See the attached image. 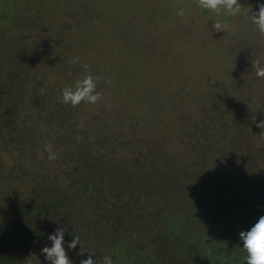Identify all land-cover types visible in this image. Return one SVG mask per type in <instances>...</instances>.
Instances as JSON below:
<instances>
[{
	"label": "rangeland",
	"instance_id": "rangeland-1",
	"mask_svg": "<svg viewBox=\"0 0 264 264\" xmlns=\"http://www.w3.org/2000/svg\"><path fill=\"white\" fill-rule=\"evenodd\" d=\"M240 3L250 14L264 0ZM216 19L226 20L227 32L212 29ZM74 57L81 62L70 64ZM257 59L264 63V37L250 19L217 17L194 0H0V247L11 241L17 252L0 264H49L41 249L59 227L73 264L89 255L98 264L104 256L114 264H183L182 249L192 247L199 264L202 246L169 228L168 211L189 201L191 187L197 209L180 210L181 225L215 222L211 208L226 192L225 218L236 210L244 222L211 237L241 242L240 232L255 224L243 205L264 215ZM84 64L101 77L103 99L65 105L62 89L82 78ZM46 143L57 160H48ZM150 180L158 182L151 197ZM59 200L68 201L52 215L32 210ZM125 208L130 219L118 220ZM77 221L80 233H67ZM74 235L82 247L71 250Z\"/></svg>",
	"mask_w": 264,
	"mask_h": 264
},
{
	"label": "clouds",
	"instance_id": "clouds-1",
	"mask_svg": "<svg viewBox=\"0 0 264 264\" xmlns=\"http://www.w3.org/2000/svg\"><path fill=\"white\" fill-rule=\"evenodd\" d=\"M194 4L197 9L213 12L217 17L250 19L258 34L264 37V3L258 4V10L250 14L244 10V6L240 3V0H194ZM177 14L183 17L185 11L180 9ZM211 27L215 32H227L229 24L224 19H216ZM80 62L79 57H74L69 61L73 65ZM253 67L255 75L258 78H264V63H261L257 59L253 62ZM83 68L85 74L75 82L74 87L69 86L62 89L63 104H70L72 107L79 106L81 102L96 105L103 99L102 94L97 91V85L101 81V77L93 75L89 69V65L84 64ZM104 82L109 85L111 84L110 79ZM82 125L83 121H81ZM257 127L264 129V121L259 122ZM260 135L264 137V131ZM80 139L81 137H77V140ZM261 146V143H257L258 148ZM45 150L48 153L49 161H55L59 158L51 143L45 144ZM65 232V228H57L48 237L51 246L46 245L41 249V253L49 264H73L65 249ZM239 235L243 242V251L246 252V256L244 257L245 264H264V215L258 218L250 230L241 231ZM77 245L82 247L80 237L74 235V238L68 242L67 248L75 250ZM80 264H98V261L94 260L92 255H89L88 258L82 259ZM101 264H114V262L111 256H104Z\"/></svg>",
	"mask_w": 264,
	"mask_h": 264
},
{
	"label": "trees",
	"instance_id": "trees-1",
	"mask_svg": "<svg viewBox=\"0 0 264 264\" xmlns=\"http://www.w3.org/2000/svg\"><path fill=\"white\" fill-rule=\"evenodd\" d=\"M59 105H61V104L54 101V107H57ZM40 109L45 110V108H43V107H41ZM60 114H61V116L64 115L63 112H60ZM46 117H47L48 121H52L55 119V114L50 111L46 115ZM50 141H52V140H50ZM137 175L138 174H135V173L132 174V181H133L134 177ZM116 180L119 183H120V181L121 182L126 181V180H124L122 174L120 176H118L116 178ZM148 183H150V184L146 183V186L148 188L147 194H148V196L151 197V196H153V193H155L158 182H157V180H150ZM214 187L217 190H219V187L222 188V186L218 183H215ZM191 191L196 192L197 190L195 187H191ZM190 192H189V201L187 199H184L183 205H181L180 207L172 205L171 212L168 211L169 212L168 217L170 219L169 228L173 230L174 234H175V232H177V233L179 232L180 234H184L183 239H184V241L187 242V244H192L194 242H197L202 246V253H203L204 259L199 264H245L244 257L246 256V252L243 251V242L242 241L241 242L237 241L236 237H221L220 240H219V238L211 237L213 234L216 233V231L218 232L220 230V232L222 233V231L224 230L225 227H228V226L233 227V225H236L238 222L240 224H242L244 222V220H239L240 212L236 211V210L233 211V213L230 216L231 218L229 220H227L225 218L227 216H225V213L222 211H226V205H224V202L227 201L226 192H224L223 194L221 192L218 193L217 196H220V197H217L218 201L216 202V206L211 208V210L214 211L216 213V216H217V219L215 220V222H212L210 220H206L204 222L198 223V227H193L192 225L190 227H188L185 225L182 226L181 223L177 220L178 218H176V216H179V214H185L183 212H180V210L187 213L189 211V208H194L195 210L197 209V207L192 202L194 199V196ZM210 195L211 196L210 197L208 196L207 200H209V202H213L215 199V196H212V194H210ZM145 199H146V197H145ZM67 201L59 200L58 203H55V202L50 203L48 201L42 202V203L38 202L34 205V207H32V210L35 209L34 211H36L37 215H39V216L40 215L43 216L45 213H46V215H52L53 212L56 213V211L60 208V206L66 205ZM243 206L245 209H247V212L251 211L253 213L252 219L254 220V222H256L260 216H262V214H259L258 212L254 211V210L248 209L245 206V204ZM181 207H182V209H181ZM118 210H120V209H118ZM127 210H128L127 208L120 210L119 213L117 214V219L123 220V221H127V219H130L128 217L129 214H128ZM122 212H125L126 215L122 216ZM203 213L204 212L202 211L201 214H203ZM187 218L196 219V216L188 215ZM78 223H80L82 226V223L79 221H77L75 223L70 222L67 226V228H68L67 233H69V234H72L73 232L80 233V227L78 226ZM193 223H194V225L196 224L194 221H193ZM148 224L149 223H147L145 226L146 229H147ZM209 233H210V235H209ZM26 235L27 234L24 232V230L20 231V233H19V236L21 237L20 240H23V238L26 237ZM32 235H34V232L29 234L28 236H30V238H32ZM208 238H209V240L206 241V239H208ZM12 245L14 246V244H12ZM12 245H11V241H7V243H4L3 247H0V248H2L0 250V259L3 260L4 262H7L11 258L12 259L17 258V252L12 247ZM5 246H8V247H5ZM185 247L187 248L186 245H185ZM228 247H232V249L228 250L227 249ZM5 248H6V250H8L7 252H6V250H4ZM182 250H183V255L185 256L184 258H186L185 261L183 260V258H181L183 264H193L194 261L192 258H194L195 256H200V254L196 253L197 249L195 247H192L191 249L189 248L186 254L184 253V249H182ZM4 251L8 254L13 255V257H10V255H5ZM181 255H182V253H181ZM128 264H132V263L129 261Z\"/></svg>",
	"mask_w": 264,
	"mask_h": 264
}]
</instances>
